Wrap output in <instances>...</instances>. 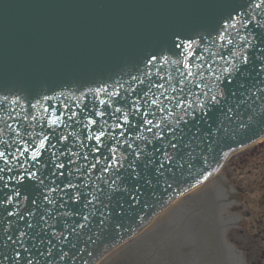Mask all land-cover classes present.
I'll return each instance as SVG.
<instances>
[{
    "label": "water",
    "instance_id": "95a60500",
    "mask_svg": "<svg viewBox=\"0 0 264 264\" xmlns=\"http://www.w3.org/2000/svg\"><path fill=\"white\" fill-rule=\"evenodd\" d=\"M18 1L16 0L17 4ZM100 1L103 8L99 5L100 14L96 16L94 12L88 14V11L93 8L92 0H64L66 13L65 15L57 13L56 16L62 20L63 28H59L50 25L48 15L53 14L51 11L36 12L31 7H26L24 0L15 7L11 6L14 0H0V153H3L0 155V264H68L67 254L72 249L69 245H75L79 238L85 242V239L93 235L97 236L95 241L100 243L102 238L109 239L110 234L108 237L107 232H113L112 238L122 227L126 228L122 229L120 234L127 232L129 224H123L124 216L129 213L131 206L133 208L135 202L149 205L150 198L155 200L158 195L160 198H166L171 196L177 188L176 186L174 189L164 190L165 187L168 188L175 183L171 181L175 177L168 167L175 166L179 162L181 155L178 151L182 148L176 139L169 141L167 131L172 130L171 132H175L177 137H183L193 128L195 133L204 135L202 140L205 142L208 135H205L204 130L207 128L210 132V137L208 136L210 143L206 140L207 146H214L238 133L240 130L235 132V129L240 123L243 124L242 130L246 131L251 127H258L259 123L264 121V102L260 99L262 97L264 100V93H257L260 95L254 97L252 96L254 91L246 90L248 94L241 91L240 95L244 96L242 99L244 102L240 104L235 93H232L234 90L236 92L239 90V87L236 89L237 81H234L236 77L229 78L228 83L225 79L233 72L226 73L224 69L221 73L222 77L216 78L218 80L216 86L219 84L218 90L224 93L222 97L213 93V89L206 84V79H210L208 77L210 68L213 70L218 67L219 56H221L220 59L225 57L230 60L228 66L232 61L226 55L227 48L226 51H223V48L219 50L215 46V40L212 46L207 43L206 38L207 36L211 38L216 33L223 16V9L234 10L235 4L240 0H216L208 14L207 7L196 2L192 10L199 16L206 15L202 21V27H198V31L194 26H189L188 29L183 28L182 31L174 29V32L178 33L175 36L176 39L172 37V31H166V36L169 37L165 40L169 43L150 53V56H155L158 61L163 56L172 57L175 62L174 69L180 72L182 62L190 61L185 54L191 53L189 47L191 39L188 40V45H183V42L192 36L193 57L196 61L202 59V64L200 63L202 67L200 66V69L191 75V79L186 72L198 65L195 61L192 67L190 63L188 69H185L184 80H180L176 74V81L172 84V88L177 91V95L170 88L160 90L159 87H153V92H148V88L144 90L145 87H141L145 101L151 106L147 105L148 109L152 108L150 113L146 112L143 115L142 110L138 114L141 120L137 121L136 126L139 129V139L142 138L140 143L144 145L142 149L136 143L137 131L133 136V131L127 123L123 129L122 119H116L113 116L111 118L104 108L103 102L106 100H102L97 105L98 109L97 107L91 109V104L84 105L80 100L79 95L84 92L83 89L102 83L101 78L105 76L102 63L97 68H89V72H82L84 79L79 81L73 80L74 75L83 66L72 67L66 60V56L63 58L65 63L63 69L56 68L47 76L42 71L35 72L31 68L25 70L21 68L37 61L48 46L52 47L51 56L54 57L58 51L62 54L70 44L73 46L81 41L82 46L86 43L90 45L87 39L89 32H93L98 37L103 35L100 30L95 29L99 26V28L105 27L99 20L100 15L113 13L115 20L133 9L132 0ZM134 1L137 2V8L141 10L147 4H163V0ZM173 2L174 0H171L169 4ZM51 3L50 0L44 1L46 5ZM142 16L143 12L137 15L136 20L134 18L127 20L131 31L139 27ZM34 20L38 24L44 22L46 25L44 33L39 32L36 26L26 23ZM116 22L110 23L105 30H109ZM147 25L153 30L162 26V24L158 25L156 20L148 22ZM121 27L125 29L123 25ZM121 27L118 26L117 29L121 31ZM251 28L250 31L255 32L253 39L261 38V33L258 34L257 30L254 31ZM112 33L116 34L113 30ZM185 33L183 38L180 37ZM248 34L246 33L248 38L244 37L246 39H242L241 44L246 40L250 41L251 35ZM38 35L46 39L52 37V41L38 40ZM118 39L123 46L115 44V48L109 49L111 59L117 56L129 42V39L123 36ZM173 40L174 42H170ZM80 48L77 47L74 51L77 52ZM84 49L82 48L83 52L87 48ZM215 57H218V60L212 61ZM250 62L247 65H252L250 68L255 69L257 67L255 59L254 63ZM250 75L247 79L252 82ZM153 79V77L147 79L148 83L150 82L149 88L156 84V80ZM250 81L246 87L249 85L253 87ZM148 83L143 85L146 86ZM190 83L193 84L192 87ZM154 96L157 97L156 100L153 99ZM49 97H53V100L57 98L54 107H49V104L42 102ZM252 97L254 99L251 100ZM229 99H232L230 103H228ZM234 100L239 104L235 105ZM118 103L121 105V102ZM94 104L95 102L92 103ZM248 108L253 115L245 116L244 112ZM179 109H182V115H185L182 117L178 114V120L170 121L169 117L175 116L177 113L174 111ZM122 110L123 107L119 111L120 114ZM45 113H49L48 116L57 117L54 122L57 128H62L61 132H58V129L49 128L43 119L46 117ZM124 114H127V109ZM158 114H162L161 121H156ZM249 115L252 119L246 120ZM240 116L242 119L238 118ZM179 122L180 128L177 126ZM152 130H157L164 135L166 142L169 141L168 143L174 146L169 149L168 154L166 151L162 152L161 156L153 154V148L158 147L157 141L151 142V145H145L144 138L147 137L149 141H152L151 135H154ZM149 134L150 137H148ZM200 135L186 139V142L190 146L191 143L194 144L191 147L198 145V148L204 151L208 147L201 142L197 144ZM32 140H48V144L35 145ZM149 141L146 142L149 143ZM51 147L56 149L59 155L69 154L73 157L86 152L87 160L91 158V161L87 163L85 157L73 158L83 161V164L79 163L78 170L74 168L69 172L70 167H56L55 163L62 160L51 158V151H54ZM35 148L43 154L36 159L29 157V149ZM94 151L97 159H94ZM132 157L135 159L134 163H130ZM167 157L170 161H166ZM215 160L213 156L211 162L198 176L213 168ZM156 165L158 168L155 169ZM83 170L84 176L80 179L76 175ZM179 170L178 174L185 172L184 169L181 172ZM67 174L72 177L66 179ZM222 175L231 188L230 203L227 207L225 200L228 193L225 181L217 170L161 206L133 235L104 250L105 252L90 264H245L246 260L243 259L241 249L236 247L242 254L223 238L224 226L234 220V216L227 212V208L236 215V221L239 218L240 209L234 187L223 172ZM194 178H191L188 183ZM49 181L53 183L48 185ZM184 181L178 186L188 184ZM64 184L65 186L62 187ZM52 187L54 190L63 189L60 197L54 199L48 197L51 194H47L44 189L52 190ZM145 191L152 194L155 191V195L149 197L146 194L145 199L148 201L142 200L144 197L141 194L144 195ZM66 196H68L67 201ZM131 201L135 204L130 205L125 210L127 213L120 217L121 208L129 206ZM86 231L90 232L91 236ZM98 236L102 237L98 238ZM78 247H75L74 251ZM82 247L84 250L89 249V245L85 243Z\"/></svg>",
    "mask_w": 264,
    "mask_h": 264
},
{
    "label": "rangeland",
    "instance_id": "374dc122",
    "mask_svg": "<svg viewBox=\"0 0 264 264\" xmlns=\"http://www.w3.org/2000/svg\"><path fill=\"white\" fill-rule=\"evenodd\" d=\"M222 172L235 189L240 209L238 220L225 230L226 240L241 249L248 264H264V137L228 160ZM241 225L248 235L239 234Z\"/></svg>",
    "mask_w": 264,
    "mask_h": 264
},
{
    "label": "snow or ice",
    "instance_id": "6c2138e0",
    "mask_svg": "<svg viewBox=\"0 0 264 264\" xmlns=\"http://www.w3.org/2000/svg\"><path fill=\"white\" fill-rule=\"evenodd\" d=\"M221 39H223V34H221ZM229 43H231V41H229ZM189 47H191V46L189 45ZM189 55H191V53H189ZM184 67L188 68L189 65L187 63H185ZM187 75L191 76V75H193V73L191 71H189ZM213 99H215V97H213ZM97 139H99V137H97ZM41 146H43V141H41ZM0 155H3V153H0Z\"/></svg>",
    "mask_w": 264,
    "mask_h": 264
},
{
    "label": "bare ground",
    "instance_id": "6f19581e",
    "mask_svg": "<svg viewBox=\"0 0 264 264\" xmlns=\"http://www.w3.org/2000/svg\"><path fill=\"white\" fill-rule=\"evenodd\" d=\"M261 138H262V136H258V138H256L255 140H253L252 143H256V142L259 141ZM252 143H251V144H252ZM241 149H243V148L241 147ZM236 151H237V150H236ZM236 151H235V152H236ZM235 152H234V153H235ZM226 156H228V154H227ZM172 186H173V185L169 186V187L166 188V189L168 190V189H170ZM166 194H167V193H166Z\"/></svg>",
    "mask_w": 264,
    "mask_h": 264
}]
</instances>
